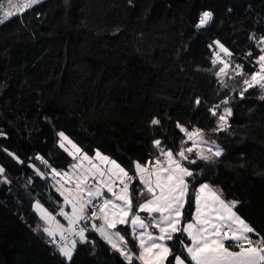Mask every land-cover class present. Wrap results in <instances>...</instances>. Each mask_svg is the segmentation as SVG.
I'll return each mask as SVG.
<instances>
[{"label":"trees","instance_id":"16d2710c","mask_svg":"<svg viewBox=\"0 0 264 264\" xmlns=\"http://www.w3.org/2000/svg\"><path fill=\"white\" fill-rule=\"evenodd\" d=\"M207 10L213 19L196 28ZM261 36L264 0H43L0 24V264H127L93 229L72 261L45 243L34 203L61 218L65 202L51 169L69 170L74 161L59 146V132L88 156L99 151L131 172L134 161L158 155L154 139L179 151L186 138L177 122L205 130L225 151L213 162L189 165L196 181L185 219L195 212L193 188L208 183L226 201H237V214L264 236V100L257 89L241 99L239 78L217 77L223 65L212 64L219 41L255 71ZM224 99L233 109L231 134H213L209 109L223 110ZM154 117L160 125H151ZM135 187L141 188L138 180ZM117 230L133 264H142L130 222ZM169 245L180 250L176 238Z\"/></svg>","mask_w":264,"mask_h":264},{"label":"snow or ice","instance_id":"6c2138e0","mask_svg":"<svg viewBox=\"0 0 264 264\" xmlns=\"http://www.w3.org/2000/svg\"><path fill=\"white\" fill-rule=\"evenodd\" d=\"M42 2L43 0H7L6 10L0 2V13H3L0 24L6 23L13 16H22L25 11ZM213 15L210 10L203 11L195 27L208 25ZM214 43L225 56L232 57L233 54L223 44L219 41ZM257 47L259 52L255 55V64L258 65V70L255 71L245 72L243 64L235 63L233 66L231 59L226 60L219 56L212 59L213 65L218 61L223 65L215 73L217 77L228 76L231 70V78H239L238 95L241 99L249 89H257L260 92L259 99L264 100V36L258 39ZM252 56V51L246 54V57ZM221 83L224 87L229 86L226 81L222 80ZM231 90L235 92L237 88L233 87ZM200 102L197 97L195 103L199 105ZM229 102V99L221 101L222 112H218L220 105L209 109L211 115L216 117V126L210 130L213 134H231L229 118L233 111ZM150 123L160 125L161 121L154 117ZM176 127L186 138L181 139L179 151L174 152L163 146L160 139H154L152 144L158 155L154 160L145 163L134 161V171L131 172L99 151L95 156L98 163H93V159L83 153L64 132L58 133L60 147L69 156L81 160L78 166L80 170L75 177V187H67L64 191L57 189L64 197L65 204L71 205L70 213L63 210L60 212L68 222L67 227L57 221L39 202L34 207L46 225L43 227L44 234L57 245L62 257L72 261L78 242H88L87 224L81 226V222L91 220L92 229L127 264H133L134 254L128 247L125 235L117 230V226L128 225L129 222L133 238L138 241L139 254L136 258L142 264H264V236H260L252 225L233 210L237 201L224 200L208 183H200L198 188H193L195 212L191 214L190 220L185 219V206L192 200L189 196L190 186L196 181V174L189 165H197L198 161L213 162L225 150L215 140L206 139L208 133L199 127L189 130L179 122ZM65 141L71 146L70 149ZM188 142H191L190 146H186ZM8 155L23 163L13 153ZM36 159L51 167L43 157L37 156ZM84 161L88 162L87 167L84 166ZM51 171L54 180L60 177L57 183H61L68 176L67 172L62 173L56 168ZM4 173V167L0 166V175ZM37 174L43 176L38 169ZM89 179L94 183L89 185ZM137 180L142 185L139 189L135 187ZM61 187H64L63 183ZM108 194H111V198H108ZM98 198L102 199V203H94ZM137 199L140 201L138 204L134 203ZM141 212L151 217V226L158 229V235L148 231L149 225L140 215ZM36 230L39 231V226ZM250 234L259 238L253 240ZM57 235L59 240H56ZM174 238L180 244L178 252H174L167 243Z\"/></svg>","mask_w":264,"mask_h":264},{"label":"rangeland","instance_id":"374dc122","mask_svg":"<svg viewBox=\"0 0 264 264\" xmlns=\"http://www.w3.org/2000/svg\"><path fill=\"white\" fill-rule=\"evenodd\" d=\"M3 5H4V8H5V10L8 8V3H7V0H4L3 2ZM3 15V13H0V16H2ZM219 62V61H218ZM223 76H220L219 78H222ZM66 135V134H65ZM67 136V135H66ZM59 137V136H58ZM73 143H75L76 145H77V143L74 141V140H72L69 136H67ZM65 143V145L70 149L71 148V146L70 145H68L67 144V141H65L64 142ZM59 146H60V137H59ZM79 148H81L79 145H77ZM63 149V148H62ZM64 150V149H63ZM82 150V149H81ZM82 152H83V150H82ZM84 153V152H83ZM101 153V152H100ZM102 154V153H101ZM104 155V154H103ZM96 156V155H95ZM95 156L94 157H91L92 159H93V163H98V161H96V159H95ZM90 157V156H89ZM73 158V157H72ZM73 164L70 166V168H69V170H66V171H61L62 173L63 172H67L68 173V176L67 177H64V181H62L61 183H63V185H64V187H61V183H57V180H59L60 179V177H57V179L56 180H54L53 179V182H54V185L53 186H55V188H56V190L58 189V188H60L61 189V191H64V189L65 188H67V187H75V177H76V174L79 172V165H80V163H81V160H78V159H74L73 158ZM84 163V166L85 167H87L88 166V162L87 161H84L83 162ZM77 166V167H73V166ZM50 171V168H48V172ZM52 177H53V173H52ZM5 182H7V180L5 179ZM94 183V181L92 180V179H89L88 180V184L89 185H91V184H93ZM141 187H142V185H140ZM216 190V189H215ZM59 192V191H58ZM217 192L219 193V194H221L222 195V193L220 192V191H218L217 190ZM60 193V192H59ZM65 194H67V193H65ZM61 195V194H60ZM145 195H146V191H145ZM62 196V195H61ZM63 197V196H62ZM64 198V197H63ZM222 198H223V196H222ZM99 199V198H98ZM224 199V198H223ZM225 200V199H224ZM229 202V201H228ZM37 202H35L34 203V205L36 204ZM39 204L40 205H42L43 206V208H45L44 207V205L43 204H41L40 202H39ZM33 208H34V211L39 215V217H40V214H39V212L35 209V207L33 206ZM46 209V208H45ZM47 210V209H46ZM63 211H66V212H71V205L70 204H64V207H63V209H62ZM234 211H236V209H235V207H234V209H233ZM48 211V210H47ZM49 212V211H48ZM50 213V212H49ZM52 214V213H51ZM53 215V214H52ZM140 215L145 219V223L146 224H148L149 225V227H148V231H151L154 235H158L159 234V231H158V229H156V228H154V227H152L151 226V223H150V221H151V217L147 214V213H144V212H141L140 213ZM154 215H158V214H154ZM54 216V215H53ZM55 218H56V216H54ZM63 217V216H62ZM41 218V217H40ZM57 220V219H56ZM43 221V220H42ZM58 221V220H57ZM44 222V221H43ZM82 222H86V221H82ZM93 223V222H92ZM90 225H92V224H90ZM45 226V225H44ZM90 229V228H89ZM88 229V230H89ZM91 229H92V227H91ZM138 232L140 231L139 229L137 230ZM86 236H87V232H86ZM250 236H251V234H250ZM252 237V236H251ZM48 238V237H47ZM57 238H59V237H57ZM56 238V239H57ZM253 239V238H252ZM253 240H255V239H253ZM168 243V242H167ZM139 254V253H138Z\"/></svg>","mask_w":264,"mask_h":264},{"label":"built area","instance_id":"2783aa9c","mask_svg":"<svg viewBox=\"0 0 264 264\" xmlns=\"http://www.w3.org/2000/svg\"><path fill=\"white\" fill-rule=\"evenodd\" d=\"M207 26V25H206ZM206 26H204V27H206ZM204 27H201V28H199V29H202V28H204ZM256 48H257V50L259 51V49H258V47H257V43H256ZM215 56H219V57H221V58H223V59H231L232 60V62H233V66H234V64L235 63H240V64H243L244 65V71L245 72H248L247 71V69H246V64L245 63H243V62H240V61H236L235 59H233L232 57H227V56H225V54L220 50V48H216L215 49ZM252 64V66H254V67H256V70H258V65H256L255 64V58L252 60V62H251ZM233 74L231 73V70H229V75L228 76H226L229 80H233L232 78H231V76H232ZM229 106L231 107V105H230V102H229ZM232 108V107H231ZM223 110H221V108H219L218 109V112H222ZM232 111H233V109H232ZM233 118V114H232V116L229 118V122L231 121V119ZM190 144H191V142H188V144L186 145V146H190ZM108 198H111V195L109 196L108 195ZM94 203H96V204H100V203H102V199H97ZM92 222L93 221H91V220H88V221H86V222H81V226H84L85 224H87V227H88V229L89 228H91V225L90 224H92ZM23 223H25V221H23ZM77 240H78V237L76 238ZM56 240H59V238H57ZM45 243L48 245V246H50V247H54V248H56L57 249V245L55 244V243H53L52 241H51V238H46L45 239Z\"/></svg>","mask_w":264,"mask_h":264},{"label":"crops","instance_id":"0c3cea01","mask_svg":"<svg viewBox=\"0 0 264 264\" xmlns=\"http://www.w3.org/2000/svg\"><path fill=\"white\" fill-rule=\"evenodd\" d=\"M56 219L61 223V224H63L65 227H67V224H68V222H67V220L64 218V217H62V215H61V218H57L56 217ZM44 223V222H43ZM96 223L98 224L99 223V221H96ZM44 225H45V223H44ZM46 226V225H45ZM94 231V230H93ZM95 232V231H94ZM96 234H97V236L98 237H100V235L97 233V232H95ZM57 237H59L58 235H57ZM56 237V238H57ZM101 238V237H100ZM102 239V238H101ZM103 240V239H102ZM104 241V240H103ZM105 242V241H104ZM136 242H137V245H138V241L136 240ZM106 243V242H105ZM107 244V243H106ZM168 244H169V241H168ZM109 245V244H108ZM110 246V245H109ZM139 248V247H138ZM142 262V261H141Z\"/></svg>","mask_w":264,"mask_h":264},{"label":"bare ground","instance_id":"6f19581e","mask_svg":"<svg viewBox=\"0 0 264 264\" xmlns=\"http://www.w3.org/2000/svg\"><path fill=\"white\" fill-rule=\"evenodd\" d=\"M216 49V48H215ZM91 229V228H90Z\"/></svg>","mask_w":264,"mask_h":264}]
</instances>
